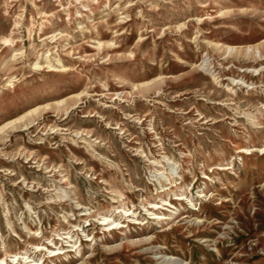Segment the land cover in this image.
I'll list each match as a JSON object with an SVG mask.
<instances>
[{
  "label": "rangeland",
  "instance_id": "obj_1",
  "mask_svg": "<svg viewBox=\"0 0 264 264\" xmlns=\"http://www.w3.org/2000/svg\"><path fill=\"white\" fill-rule=\"evenodd\" d=\"M0 264H264V0H0Z\"/></svg>",
  "mask_w": 264,
  "mask_h": 264
}]
</instances>
